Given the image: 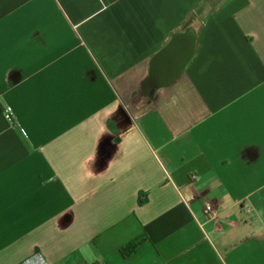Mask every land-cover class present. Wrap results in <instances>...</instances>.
Here are the masks:
<instances>
[{"label":"crops","instance_id":"obj_1","mask_svg":"<svg viewBox=\"0 0 264 264\" xmlns=\"http://www.w3.org/2000/svg\"><path fill=\"white\" fill-rule=\"evenodd\" d=\"M33 255L264 264V0H0V264Z\"/></svg>","mask_w":264,"mask_h":264},{"label":"water","instance_id":"obj_2","mask_svg":"<svg viewBox=\"0 0 264 264\" xmlns=\"http://www.w3.org/2000/svg\"><path fill=\"white\" fill-rule=\"evenodd\" d=\"M194 44V33L189 30L174 36L152 58L148 77L141 84L144 96L153 98L158 89L168 87L176 81L193 55Z\"/></svg>","mask_w":264,"mask_h":264},{"label":"built area","instance_id":"obj_3","mask_svg":"<svg viewBox=\"0 0 264 264\" xmlns=\"http://www.w3.org/2000/svg\"><path fill=\"white\" fill-rule=\"evenodd\" d=\"M2 114L4 118L8 121H11L13 119L12 109L8 106L4 107L2 109ZM191 179H195V176H191ZM215 208L212 204L207 203L204 206V213L208 216V218H212L214 216ZM24 264H45L44 261L38 256L33 255L29 259H27ZM103 264V263H99Z\"/></svg>","mask_w":264,"mask_h":264},{"label":"trees","instance_id":"obj_4","mask_svg":"<svg viewBox=\"0 0 264 264\" xmlns=\"http://www.w3.org/2000/svg\"><path fill=\"white\" fill-rule=\"evenodd\" d=\"M195 20H196V17L194 16L192 19H190L185 24L184 30L187 31V30L191 29L192 28V24L194 23ZM139 203H142V201H139ZM136 246H137V244H135V243L127 244L126 246H124V247H122L120 249V253L122 254V256L124 258H128V257H130L134 253V251L136 249Z\"/></svg>","mask_w":264,"mask_h":264}]
</instances>
